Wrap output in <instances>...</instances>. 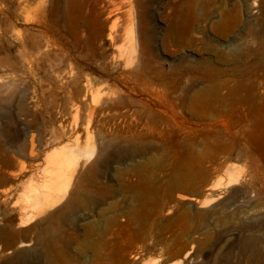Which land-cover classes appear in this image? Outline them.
<instances>
[{"label": "rangeland", "instance_id": "rangeland-1", "mask_svg": "<svg viewBox=\"0 0 264 264\" xmlns=\"http://www.w3.org/2000/svg\"><path fill=\"white\" fill-rule=\"evenodd\" d=\"M168 1L151 0L143 27L136 12L134 42L112 46L90 42L87 32L76 37L66 0L33 1L27 21L19 0H0V143L14 150L8 171L17 174L0 181L8 239L23 240L14 234L25 205L17 185L41 186L56 138L96 145L70 185L86 175L93 201L61 218L55 247L40 260L15 245L1 250L0 264H14L15 255L16 264H264V0H198L170 33ZM99 46L120 63L105 64L111 76L124 70L131 47L148 61L163 86L131 94L118 84L148 106L104 109L117 94L100 78ZM86 78L92 86L83 99Z\"/></svg>", "mask_w": 264, "mask_h": 264}, {"label": "bare ground", "instance_id": "bare-ground-1", "mask_svg": "<svg viewBox=\"0 0 264 264\" xmlns=\"http://www.w3.org/2000/svg\"><path fill=\"white\" fill-rule=\"evenodd\" d=\"M33 1L35 0H19V13L25 21L32 20L36 15L34 9L27 7ZM197 3L198 0H169L165 5L162 3L164 8L169 11V15L165 18L169 33L180 29L183 24V12L192 11ZM123 5L127 6V8H123ZM150 5L151 0H66L64 13L66 21L76 37L80 32H87V38L90 42L99 41V45H102L107 40L113 46L116 41L129 39L134 42L132 34L136 18L135 14L138 12L137 16L139 17L140 26H145L148 23L146 14ZM90 44L87 43V45ZM20 45L26 50L29 47V38L25 33L20 38ZM29 50L24 53L25 60L32 63L34 55H31ZM133 52L134 49L131 47L126 53L123 62L124 70L119 72L117 76H111L106 71L105 64H108L111 60L114 67L118 68L120 63L115 60L113 54L99 46V60H97L100 61L103 73L100 78L108 83L109 87L114 88L113 93L117 94L115 97H109L104 100V109L148 106L145 100L127 94L118 84L126 87L131 94L138 92L151 94L154 90L159 89V86L164 85V82L160 81L156 74L153 73L148 61L144 62L139 57H135ZM84 80L85 82H81L83 85L80 86L84 92L83 99H85L86 93L90 92L92 86V80L90 81L89 78ZM199 97L200 93L198 92L191 96L189 100L190 109L193 110L195 108ZM55 141L57 143L56 147L44 155L46 175H44V180H41V186H32L31 180L17 185L21 186L24 184L23 199L25 200V205L23 204L19 208L17 222L19 229L14 230V234L15 237L19 236L23 240L17 241L16 245L14 237L8 239V229L1 227L0 244H3V247L0 249V253L1 250L14 249L15 245L17 249L31 247L34 255L40 260L43 250L49 251L55 247L54 234L58 232L61 218L79 205H88L93 201L87 187L88 177L86 175L80 179L79 186L74 190L70 189V185L78 165L81 163L85 164L92 159L96 147L95 142L87 140L84 145L80 146L77 140L69 143L68 137L64 141L61 137L56 138ZM105 141L106 138L104 136H98L97 143L102 145ZM27 152L32 157L36 156L37 153L32 133L28 136ZM136 156L140 158L139 160H142L143 152H137ZM15 161L14 150H9L0 143V181L8 182L9 179H14L17 176L16 173L8 171L15 166ZM88 171L90 175L91 171ZM71 193L80 194V199L70 198ZM68 198L69 201H67ZM32 223L34 225L30 227ZM17 259L18 256H13L12 262L16 264Z\"/></svg>", "mask_w": 264, "mask_h": 264}]
</instances>
